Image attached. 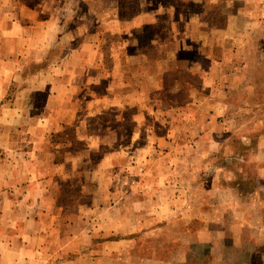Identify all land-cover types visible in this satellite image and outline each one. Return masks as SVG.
<instances>
[{
	"label": "crops",
	"instance_id": "0c3cea01",
	"mask_svg": "<svg viewBox=\"0 0 264 264\" xmlns=\"http://www.w3.org/2000/svg\"><path fill=\"white\" fill-rule=\"evenodd\" d=\"M80 1L69 5L61 1L59 5V0H49L42 9L40 2L31 6L19 0H0V204L5 205L4 211H0V251L3 252L0 264H176L169 257L157 258L142 252L157 248L154 239L161 229L155 225V216L148 215L146 209L145 216L138 214V204L146 208L154 203L152 195L148 194V181L144 184L135 181L145 188L143 197L135 198L122 195L124 179H108L104 175L97 183L98 195L89 194L90 204L79 203L73 216L63 213L66 206L55 195L63 181L68 182L79 172L80 165L91 164L85 163L82 157L86 152L68 155L62 163L52 160L53 151L47 141L65 126L78 123L77 126H84L85 130L95 122L103 126V132L88 129L90 132L86 131L80 137L89 140L96 136L99 146L109 148L102 154L97 169L87 171L88 178L98 169L106 168L107 164H104L116 156L128 157L131 172L136 167L137 151L132 147L136 135L130 136L128 147H122L121 132L106 127L102 113L107 107L121 110L137 106L138 94L131 86L137 75L127 72L129 79L122 80L126 66H134L136 60H139L140 68L152 62L162 67L160 73L154 74L162 86L169 65L185 66L202 77L201 85L195 87V99L188 103V110L181 113L184 124L180 129L183 130L176 133V138L184 141L185 146L188 141L209 139L213 141L212 155L217 156L222 148L232 150L236 147L248 152L239 169L242 184L248 182L246 167L250 166V159L255 158L257 162L250 167L259 173L256 194H250L246 184L242 185L243 189L235 186L230 175L233 170L227 169L222 187L224 193L220 195L216 181L211 186L208 211L201 208L202 192L201 196H196L189 191L201 186L199 180L190 183H186V179L177 181L181 189L174 190L173 197L188 207L193 203V213L187 215L183 207L179 218L203 220L206 224L208 221L209 226L222 220L240 221L232 228L208 226L193 230L194 243L187 246H199L201 236L208 235L211 261L220 260L221 252H225L228 261L231 251L249 249L252 254L246 256L250 263L264 264V86L260 83L261 75H264V0H221L226 7L235 6V3L241 5L233 12H225L226 22L221 27L205 24L198 11L188 19L190 15L186 18V14L175 10L169 3L162 4L155 13L122 18L116 0L112 4L103 0ZM59 11L63 13L58 15ZM75 12L82 13L77 17ZM76 18L95 25L98 38L93 35L83 37L82 41V35L74 31ZM187 27L196 29V33L189 34ZM201 28L203 32L200 33ZM105 30L115 34L121 32L120 35L129 32L127 51L112 54V71L105 65L106 54L101 45L100 34ZM149 32L154 36H148ZM120 44L115 42L116 46ZM171 44L173 52L169 49ZM250 44H257L259 51L250 54L247 47ZM147 45L158 47L159 57L151 60L143 53L141 47ZM217 47L220 52H213ZM164 48L169 49L168 55ZM202 48L205 49L203 53ZM253 58L257 59L256 79L259 77L254 91L261 100L251 104L243 101L238 108L244 113L245 109L256 107L258 115L243 121L239 132L229 128L227 120L223 129L210 130L206 125L205 132L204 120L209 119V113L205 112L222 106L218 97L222 87L234 76V66L242 67L241 75L246 77L249 71L247 61ZM206 61L211 63V68L195 66ZM222 62L226 63L225 66L216 69ZM224 76L225 83L222 84L219 77ZM123 90L127 91L124 95ZM11 91H15L12 97ZM40 96L45 98L43 103ZM222 120L217 121L218 125H222ZM255 136L258 140L255 147L246 143ZM167 138H173L170 132ZM93 148L88 149L89 155ZM186 150L194 154L198 152L190 143L187 149L178 151L181 157L185 156ZM165 153L171 156L177 151L169 149ZM24 156L29 160L20 159ZM217 168L221 166L217 165ZM192 172L195 177L201 174L196 165H193ZM135 182L130 181L129 185L134 190L137 188ZM85 183L82 181L83 187H87ZM162 218L168 220L171 215ZM138 234L145 237L144 242L137 243L138 239L133 236ZM229 234L232 239L224 240L223 237ZM220 242L224 244L219 247ZM161 246L163 250L168 249V244ZM123 256L128 259L123 260Z\"/></svg>",
	"mask_w": 264,
	"mask_h": 264
},
{
	"label": "rangeland",
	"instance_id": "374dc122",
	"mask_svg": "<svg viewBox=\"0 0 264 264\" xmlns=\"http://www.w3.org/2000/svg\"><path fill=\"white\" fill-rule=\"evenodd\" d=\"M24 3L30 4L33 6L34 4H38L39 2L42 4H49V0H19ZM81 3L80 0H59V5L62 3ZM101 1V0H100ZM106 3L112 4L114 0H103ZM118 1L119 7V16L122 18L129 17H138L143 16L145 13H155L160 10V7L164 3L173 4L175 10H179V12H183L186 14V18L188 19L193 16L192 14L195 12H200L203 16L202 20L205 24L224 26L226 22V14L225 12H233L241 7L240 3L235 6L226 7L223 1L213 2L214 0H116ZM84 3V2H83ZM217 4V5H216ZM108 8L109 5L106 4ZM63 12H57L58 15H61ZM82 12H75V15L79 17ZM59 18L64 20V17ZM112 18V16H111ZM75 21V33L82 35L84 37H90L96 35V39L98 38V34L95 32V25L88 24L84 21L83 18H76ZM213 25V26H214ZM189 34H195L196 29L192 27H187ZM199 32H203L202 28ZM121 32L114 33L110 30H105L100 34L101 37V45L103 46L104 52L106 54L105 65L107 69L113 70L114 60H113V52L116 53H125L127 51L129 32ZM154 34L151 32L148 33V36ZM204 34V33H203ZM259 35V34H257ZM121 36V38H120ZM83 41V40H82ZM121 42L120 45H115V42ZM116 46V47H115ZM120 46L122 48H120ZM264 46V45H263ZM115 47V48H114ZM173 44L169 45V49L173 52ZM249 52L252 54L254 51H259L257 49V44H250ZM195 48V47H194ZM198 48V47H197ZM114 49V50H113ZM169 49L164 48V53L166 55L169 54ZM141 51L145 53L147 56L151 58V60L156 59L158 56L159 48L155 45H147L141 47ZM199 51V50H198ZM200 51L203 53L205 49L202 48ZM220 52L219 48H215L213 52ZM263 51V49H261ZM129 53V52H128ZM161 55V54H160ZM235 55V53H234ZM242 55V54H240ZM112 57V58H111ZM234 57H237L235 55ZM241 57V56H240ZM249 64L248 76L244 77L241 75L242 67L234 66V76L228 82L225 87H222L221 94L218 97L219 103H221V107H217L214 110L207 109L205 113H209V119L204 120L206 132V125L210 126V130H218L223 129L226 120L229 121V128H235L234 131L239 132L242 130V126L240 124L243 121H247L250 116L258 115V108H248L245 109L244 113H242L241 108H238L240 103L246 101L245 103L251 104L256 103L259 98L258 92L254 91V86L256 87V79L255 76V65L257 63V59L253 58L247 61ZM223 64H219L216 69L221 70L225 66V62ZM237 63V62H236ZM240 63V61H238ZM203 67L205 69L211 68L210 62L205 63H197L196 67ZM139 60H136V64L132 67L128 64L126 66L125 71L122 75V80L129 79L130 72L134 75H137L135 82L134 78L132 79L131 86L135 88L137 91V106L129 108L128 106L122 108L121 110H115L113 107L102 109L103 113V121L106 124V127H110V130L116 129L121 132V143L122 147H128L130 142V136L132 134L136 135V139L133 141L132 147L137 151V159L135 161V168H132V172L129 169V159L126 156L123 157H113L108 160L106 168L98 169L95 173L90 175L91 178H88L86 173L87 171H91L92 169H97V163L103 157L102 154L106 152L109 148L107 146H99L100 141L97 140L95 136L93 139H80L83 135H85L88 129H91L93 132L99 133L103 132V126L101 124L92 123L91 127L89 126L87 130L85 127L77 126L78 123L65 126L60 132L53 133L50 139L47 141L51 150L53 151L52 160L56 163H62L67 159L71 154L84 153L85 156H82L85 160V163L89 162L91 164L80 165L79 172L74 175L73 178H70L67 181H63L59 186L58 190H55L56 197L60 200L61 204L66 206V210H63V213L70 214V216L75 215L78 211L79 203L84 205H88L90 200V195L97 196L98 195V184L101 182L104 175L105 178L108 179H124L125 184L121 189L122 195H133L135 198H142L144 193V182L148 181L149 192L148 194L152 195L154 199L153 204H149L144 208L141 204H138V214L146 215H154L155 216V225H158L161 229L158 231L159 234L155 236L154 243L157 245V248L153 251L147 250L142 251L147 254L154 255L157 258H167L169 257L176 264H251L250 258L246 255L252 254L249 252V249L246 251H231L229 253L230 260L226 261L225 252H221V259L218 261L210 260V238L209 236H201V241L199 246H190L194 243L195 236L193 235V230H198L200 228L205 229L208 227L207 224L203 220H193V219H181L180 213H183V207H185V212L187 215L193 213V203L188 204L179 202L177 198H174L172 192L174 190L181 189L179 183L177 181L186 179V183H190L191 181H195V179L201 183L199 187L190 188V194H196V196L200 195L202 192L203 200L201 204V208L204 211H208L210 209L211 203L209 202V192L211 186H214V181L219 189L220 195L224 193L225 188H222L225 184V171L227 169L233 170L230 174L232 175L233 183L235 186L239 185L240 189L242 185L245 186L246 183L242 184V173L241 166L244 163L243 158L248 156V152L243 150L235 149L232 150L228 148H222L218 155L210 154V149L212 147V142L209 139H204L199 142L201 139H197L196 142L190 141L191 145H194L197 148L198 152L194 154L191 150H186L185 156L181 157L180 150H185L189 147V141L186 142L188 144L185 146V142L182 140H178L176 137V133L183 130L180 129L183 126L184 121L181 113L185 110H188V103L195 99V87L202 83V77L198 74L193 73L191 70L182 68H178L177 65H169L167 70V75H164V83L163 86L159 83L157 77H155V73H160L162 71V67L157 66L155 63H149L144 68H140ZM157 66V67H156ZM174 68V69H173ZM131 70V71H129ZM222 84L225 83V76L219 77ZM243 79V82L240 80ZM260 83L264 86V75H261ZM248 84V85H247ZM247 85V88H243V86ZM228 87L226 91L225 88ZM233 89V90H231ZM127 91L123 90L122 94L124 95ZM11 97L15 94V91H11ZM40 101L43 103L45 98L43 96L39 97ZM222 101V102H221ZM246 104V105H248ZM191 107V106H190ZM223 119V120H222ZM222 120V125L217 123V121ZM206 122V123H205ZM80 123V122H79ZM103 123V124H104ZM215 124V125H212ZM170 130V131H169ZM90 132V131H89ZM125 132L126 134L122 133ZM170 132L173 138L168 139L167 134ZM117 134V133H116ZM237 135V133H232ZM118 135V134H117ZM239 141L242 138H238ZM195 141V140H194ZM257 138L253 137L250 140H246L250 146L255 147L254 144H257ZM90 147H95L92 150V154L89 155L88 149ZM169 149H173V151H177L174 155L167 156V152ZM235 150H238L235 152ZM228 151V152H227ZM235 152V153H234ZM234 154V155H233ZM20 159H25V161L29 160L28 156L20 157ZM116 161L118 163H116ZM108 166V164H113ZM253 163H257L255 158L250 159V166L246 167L248 182H247V191L254 195L257 191L258 185V176L259 173L256 170H252L250 168ZM193 165H196L200 171V176L194 175L192 172ZM217 165H220L221 168H217ZM248 165V164H247ZM184 167H189L191 170L186 171ZM106 169H109L105 171ZM184 169V170H183ZM187 169V168H186ZM91 179V180H89ZM82 181H86L85 185L87 187H83ZM130 181H141V183H134L137 188L134 190L130 185ZM154 183V184H153ZM243 189V188H242ZM187 190V188H186ZM86 191V192H84ZM90 191V192H88ZM134 191L133 193H131ZM183 191V188H182ZM170 196V197H169ZM55 198V197H54ZM55 198V199H57ZM178 200V201H177ZM5 205L0 204V211H4ZM180 211V213H179ZM171 215V218L168 220L163 219V216ZM144 222V221H143ZM234 224H240V221H230L222 220L217 221L216 225H211L209 228L213 227H234ZM4 228H7L4 225ZM208 228V229H209ZM2 231V228L0 229ZM234 229L231 230V233ZM163 234H161V232ZM157 232V233H158ZM142 235H134L135 239H138L137 243L144 242L145 237H141ZM124 238H126L123 235ZM127 238H130L128 236ZM132 238V237H131ZM198 238V237H197ZM224 240L232 239L231 234L223 237ZM185 241L184 243L182 241ZM129 243V240L127 241ZM230 243V242H229ZM162 244H168L167 250H163ZM224 242H220V245H223ZM250 247H253L252 245ZM3 252L0 251V261L2 259ZM248 258V262H247ZM125 256H123V260H126ZM244 260V262L242 261ZM121 264H128V262H122Z\"/></svg>",
	"mask_w": 264,
	"mask_h": 264
}]
</instances>
